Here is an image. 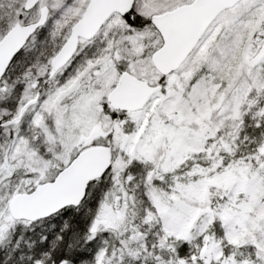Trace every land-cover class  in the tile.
Listing matches in <instances>:
<instances>
[{"label": "snow or ice", "instance_id": "obj_1", "mask_svg": "<svg viewBox=\"0 0 264 264\" xmlns=\"http://www.w3.org/2000/svg\"><path fill=\"white\" fill-rule=\"evenodd\" d=\"M0 264H264V0H0Z\"/></svg>", "mask_w": 264, "mask_h": 264}]
</instances>
